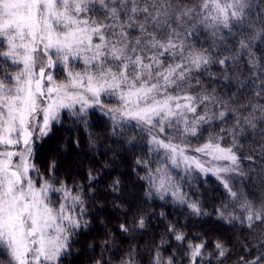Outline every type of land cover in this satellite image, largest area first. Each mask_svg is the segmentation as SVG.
<instances>
[{
  "label": "snow or ice",
  "instance_id": "1",
  "mask_svg": "<svg viewBox=\"0 0 264 264\" xmlns=\"http://www.w3.org/2000/svg\"><path fill=\"white\" fill-rule=\"evenodd\" d=\"M241 64L251 74L236 78L244 102L222 94ZM213 65L220 89L202 85ZM66 121L85 133L74 149L111 140L123 150L110 148L104 168L134 156L144 202L215 217L253 239H210L163 211L164 230L153 232L150 209L121 199L119 177L109 183L89 169L84 181L61 178L41 147ZM256 133H264V9L254 0H0V264H76L94 224L107 229L108 197L123 219L85 246L99 250L91 264H264V190L244 184L253 165L264 169V135L243 151ZM200 177H214L221 193L211 212L186 189ZM144 235L142 255L134 241Z\"/></svg>",
  "mask_w": 264,
  "mask_h": 264
},
{
  "label": "trees",
  "instance_id": "2",
  "mask_svg": "<svg viewBox=\"0 0 264 264\" xmlns=\"http://www.w3.org/2000/svg\"><path fill=\"white\" fill-rule=\"evenodd\" d=\"M257 7L260 9L262 6V0H255ZM209 72L213 73L214 76H205L202 79V85L206 87H216L220 89L224 87V84L230 83L231 89L224 87V92L222 94H228L230 91L236 93L233 99H239L244 102L245 97L239 95L236 91L238 85L236 84V78L238 77L242 81H247L251 75L247 67L241 64L240 69L236 72L229 71V75L232 77L231 81H225L224 84L218 83L217 81L222 79L223 73L220 71L219 66L213 65L210 67ZM247 96V93L245 94ZM231 121H229V124ZM228 125H225L227 127ZM91 131H96L99 135L103 136L100 129H90ZM260 135L264 133H256L254 139H250L244 144L243 151L245 154H249L253 147H256V142L259 140ZM85 133L82 126L74 125L71 121H66L65 124L59 128L54 136H52L42 147L41 155L50 156L51 159L55 160L59 166V172L57 173L61 178H64L71 174L75 179L84 181L89 169L99 170L104 176L105 180H108L109 175L113 178L119 177L123 181L124 195L121 199L127 201V206H143L150 209V219H152V224L150 226V231L159 230L160 233L163 232L165 224L167 221H163L158 218L157 214L163 211L168 220L172 222H179V224H187L186 231H191L193 233L204 232L210 239L216 238H226L228 241H235L237 239L243 241H251L253 237H246L241 229H236L234 232L230 231L227 226L219 225L215 221V217H188L187 210L183 209L184 212L173 213L172 209L178 207L168 204L163 206L161 201H147L144 202L143 189L141 187L142 182L138 180L133 168L134 156L129 153L124 155L122 158H116L117 163L115 166L104 168L105 164L110 163L114 159V153L109 151V149H115L116 152H122L123 150L116 144H113L111 140H107L102 144L98 145V151H92L87 143H83L80 149H74L72 147V141L76 138L83 139ZM243 143V141H242ZM101 152H107V155H100ZM247 164V162H245ZM254 173L251 175L250 180H245L244 184L246 190L248 188L253 189L256 192L264 190V184L261 183V178L264 177V169L261 167H256L253 165ZM137 171H140L137 169ZM143 175V172H140ZM206 181V182H205ZM106 187V184H105ZM218 185L214 177H200L199 179H193L191 181V187L186 185V189L191 195L192 199H200L208 211H213L216 206L214 202L221 198V193L217 190ZM115 197H108L105 201L106 211L102 212L100 218L105 221L107 229L104 225L94 224V231L81 240V245H79L80 255L76 258V264H91L89 257L91 255H99V250L95 253L91 252L85 246L92 241H95L98 237H102L105 230H115V226L123 219L122 213L111 206V201ZM120 203V200H117ZM183 213V214H182ZM141 240H136L134 243L139 244L140 252L143 255L144 252L148 250L147 242H150V235H144ZM211 251V249H209ZM239 253V247L233 249ZM143 264H147L144 261ZM226 264H234V260H227Z\"/></svg>",
  "mask_w": 264,
  "mask_h": 264
},
{
  "label": "rangeland",
  "instance_id": "3",
  "mask_svg": "<svg viewBox=\"0 0 264 264\" xmlns=\"http://www.w3.org/2000/svg\"><path fill=\"white\" fill-rule=\"evenodd\" d=\"M254 3H255V5H256V7H257V4H256V1L254 0ZM260 9H264V3H262V6H261V8ZM172 212L173 213H177V212H184V210L182 209V208H176V209H172Z\"/></svg>",
  "mask_w": 264,
  "mask_h": 264
}]
</instances>
